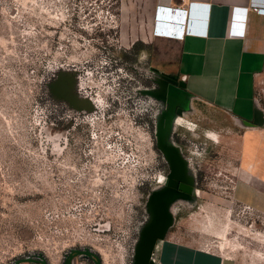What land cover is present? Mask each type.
Listing matches in <instances>:
<instances>
[{"label":"rangeland","instance_id":"374dc122","mask_svg":"<svg viewBox=\"0 0 264 264\" xmlns=\"http://www.w3.org/2000/svg\"><path fill=\"white\" fill-rule=\"evenodd\" d=\"M163 1L0 0V264H95L81 250L100 264H138L156 221L148 201L163 188L156 137L171 126L203 176L196 204L163 206L156 238L264 264V216L234 196L239 131L153 65ZM134 43L144 49L130 56ZM256 89L263 104L262 79ZM175 109L186 114L169 119ZM196 109L216 140L198 138ZM141 115L156 132L163 120L169 128L151 138ZM185 147L169 151L188 156Z\"/></svg>","mask_w":264,"mask_h":264},{"label":"crops","instance_id":"0c3cea01","mask_svg":"<svg viewBox=\"0 0 264 264\" xmlns=\"http://www.w3.org/2000/svg\"><path fill=\"white\" fill-rule=\"evenodd\" d=\"M163 3L187 10L186 27L182 39L153 37L163 47L153 65L183 82L190 99L223 116L231 131H239L234 196L264 216V103L256 94L259 80L264 82V14L249 10L253 4L264 8V0ZM235 9H247L244 20L233 19ZM233 20L243 25L242 36L232 34ZM159 253L155 260L160 264H236L174 240L162 243Z\"/></svg>","mask_w":264,"mask_h":264},{"label":"flooded vegetation","instance_id":"af4514ba","mask_svg":"<svg viewBox=\"0 0 264 264\" xmlns=\"http://www.w3.org/2000/svg\"><path fill=\"white\" fill-rule=\"evenodd\" d=\"M140 46V47H139ZM144 45H136V43L132 44L130 51L127 53L128 55L134 54V56L137 55V53H140L139 51H143ZM131 56V55H130ZM130 63L131 58H128ZM135 62V61H134ZM159 73H161L166 79H169L171 82L175 83L181 91L187 95L179 86V83L181 81L175 79V78H169L165 74L162 73L161 69L155 68ZM188 96V95H187ZM188 98H190L188 96ZM185 111V110H184ZM183 110L175 109L173 113L170 115L169 119H180L181 115L186 114ZM112 112V111H111ZM110 112V113H111ZM146 116V115H144ZM189 117H191L194 120V130H197L201 132L200 136L198 138L200 141H212L213 135L211 132H203L206 131L207 128L212 127V120L210 117H208L206 114L203 113L200 109L193 110L192 113L189 114ZM163 120V122L160 124V129L158 127L157 132L154 129L153 124L149 123L150 121L147 118H143L141 115L138 118L139 125H143L144 129H146L149 134L151 135V138H155L156 133L159 134L160 131L169 128L167 124L165 123L169 120ZM215 123V121L213 120ZM172 123H175L174 120H172ZM171 126L168 130V137L165 139L163 138L164 133H160L159 136L157 135V142H160L161 148L165 151V153H162L163 159H161V155L155 147V150L157 151V154H159V161L160 162V170L158 177L160 178L159 183L160 185H163V188L156 194V196L151 197L148 201V210L153 211V214L156 219L155 223L152 225L151 234L145 239L144 245L140 248L139 256L141 260H144L145 257L148 255L150 251H148V248L152 247L151 249V257L149 264H155V259L157 258L158 253L160 252L161 244L163 243V240L157 239L156 236H158L161 233V227L163 226L164 221L166 222L167 216L164 213L165 204L171 205L172 209H178L177 202L178 197L179 200H189L190 203H192L193 198L196 196L195 191H197L200 187L201 178L203 176V173L197 169L195 170L193 168V165L189 161V153L186 146V141H182L180 139V135L177 133V131H174ZM160 130V131H158ZM176 130V129H175ZM162 138V139H161ZM161 139V140H160ZM184 140V139H183ZM178 145V146H184L186 149V152L188 153V156L186 154L178 156L177 154H174L172 151H169L171 146ZM199 145H202L201 142H199ZM160 150V149H159ZM163 152V151H160ZM161 171V172H160ZM199 191V190H198ZM200 197V196H196ZM185 198V199H184ZM194 204L197 203V200L195 199ZM174 214L177 216V211H173ZM153 243V244H152ZM160 243V248L158 249V245ZM158 249V251H157ZM85 255L89 254L88 258L94 262L95 264H100L96 258L92 256L87 251H77L76 255ZM74 255V254H73ZM26 262H32L35 264H45L44 261L40 259H31L28 258Z\"/></svg>","mask_w":264,"mask_h":264},{"label":"built area","instance_id":"2783aa9c","mask_svg":"<svg viewBox=\"0 0 264 264\" xmlns=\"http://www.w3.org/2000/svg\"><path fill=\"white\" fill-rule=\"evenodd\" d=\"M180 1L183 2L185 0ZM245 10L247 11V9H235L233 19L244 20V17L242 16H244ZM249 10L264 14V8L258 7L256 4L250 5ZM187 14V10L182 9L179 6H157L154 19L155 27L152 30V36L164 39H182L186 27ZM158 21L161 22V25H157ZM243 32V25L238 21L233 20L232 34L242 36Z\"/></svg>","mask_w":264,"mask_h":264},{"label":"water","instance_id":"95a60500","mask_svg":"<svg viewBox=\"0 0 264 264\" xmlns=\"http://www.w3.org/2000/svg\"><path fill=\"white\" fill-rule=\"evenodd\" d=\"M179 86L182 88V89H184V83L183 82H180L179 83ZM153 244V243H152ZM151 249H152V247H150V248H148V251H150L149 253H148V255L145 257V259L144 260H141L138 264H149V262H150V257H151ZM20 263H23V262H17V263H15V264H20ZM67 264H70V262H67Z\"/></svg>","mask_w":264,"mask_h":264},{"label":"bare ground","instance_id":"6f19581e","mask_svg":"<svg viewBox=\"0 0 264 264\" xmlns=\"http://www.w3.org/2000/svg\"><path fill=\"white\" fill-rule=\"evenodd\" d=\"M156 15H154V17H155ZM155 19V18H154ZM160 20V19H159ZM155 21V20H154ZM161 21V20H160ZM160 21H158V24L157 25H161V22ZM154 27H155V25H154ZM153 27V28H154Z\"/></svg>","mask_w":264,"mask_h":264}]
</instances>
